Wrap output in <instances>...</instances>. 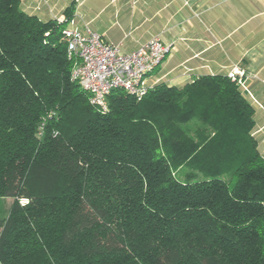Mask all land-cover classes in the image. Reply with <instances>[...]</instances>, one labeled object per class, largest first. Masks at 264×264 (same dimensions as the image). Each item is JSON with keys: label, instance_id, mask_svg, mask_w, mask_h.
<instances>
[{"label": "trees", "instance_id": "obj_1", "mask_svg": "<svg viewBox=\"0 0 264 264\" xmlns=\"http://www.w3.org/2000/svg\"><path fill=\"white\" fill-rule=\"evenodd\" d=\"M0 0V264H264V157L242 78L71 79L62 32Z\"/></svg>", "mask_w": 264, "mask_h": 264}, {"label": "crops", "instance_id": "obj_2", "mask_svg": "<svg viewBox=\"0 0 264 264\" xmlns=\"http://www.w3.org/2000/svg\"><path fill=\"white\" fill-rule=\"evenodd\" d=\"M20 7L44 22L68 20L71 8L67 25L88 24L126 53L158 37L168 52L149 76L153 86L241 71L264 157V0H20Z\"/></svg>", "mask_w": 264, "mask_h": 264}, {"label": "built area", "instance_id": "obj_3", "mask_svg": "<svg viewBox=\"0 0 264 264\" xmlns=\"http://www.w3.org/2000/svg\"><path fill=\"white\" fill-rule=\"evenodd\" d=\"M69 59L75 61L71 79L88 94L92 105L106 111L107 98L116 89L141 99L153 86L149 76L161 65L168 48L154 37L131 52L121 45L105 42L88 24L66 25L62 32ZM231 79L242 77L237 69L228 73ZM242 88V83L240 84Z\"/></svg>", "mask_w": 264, "mask_h": 264}, {"label": "rangeland", "instance_id": "obj_4", "mask_svg": "<svg viewBox=\"0 0 264 264\" xmlns=\"http://www.w3.org/2000/svg\"><path fill=\"white\" fill-rule=\"evenodd\" d=\"M12 199H3L0 200V217H3L7 214L10 205L12 204Z\"/></svg>", "mask_w": 264, "mask_h": 264}]
</instances>
